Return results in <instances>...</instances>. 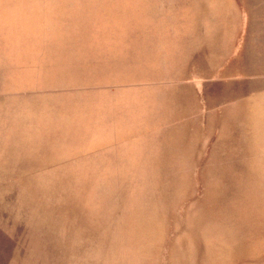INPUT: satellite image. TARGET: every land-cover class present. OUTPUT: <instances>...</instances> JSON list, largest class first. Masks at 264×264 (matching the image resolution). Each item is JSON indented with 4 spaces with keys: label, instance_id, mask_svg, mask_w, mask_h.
Segmentation results:
<instances>
[{
    "label": "rangeland",
    "instance_id": "rangeland-1",
    "mask_svg": "<svg viewBox=\"0 0 264 264\" xmlns=\"http://www.w3.org/2000/svg\"><path fill=\"white\" fill-rule=\"evenodd\" d=\"M258 21L264 0H0V224L74 253L264 212ZM150 236V264L179 248Z\"/></svg>",
    "mask_w": 264,
    "mask_h": 264
},
{
    "label": "crops",
    "instance_id": "crops-1",
    "mask_svg": "<svg viewBox=\"0 0 264 264\" xmlns=\"http://www.w3.org/2000/svg\"><path fill=\"white\" fill-rule=\"evenodd\" d=\"M237 29L236 22V26L232 23L222 31L227 40L224 49H237ZM263 29L264 23L258 21V24L252 23L249 32L254 36ZM261 41L259 38L258 42ZM3 168L0 164V169ZM235 217L240 218L234 222L236 226L214 227L217 231L176 227L179 231L151 232L148 228L135 227L128 231L103 232L113 236L95 237L93 249L74 253L67 249L58 252L48 245L38 247L37 241L22 242L21 227L0 224V264H150L149 250L144 247L148 248L151 233H158L160 236L156 239L162 244L179 246L173 251L164 250V264H264V212ZM102 240L123 247L102 250L99 247ZM198 245L205 249L198 250Z\"/></svg>",
    "mask_w": 264,
    "mask_h": 264
}]
</instances>
